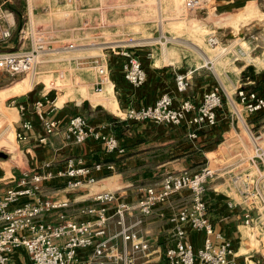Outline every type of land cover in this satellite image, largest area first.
<instances>
[{"label": "crops", "instance_id": "0c3cea01", "mask_svg": "<svg viewBox=\"0 0 264 264\" xmlns=\"http://www.w3.org/2000/svg\"><path fill=\"white\" fill-rule=\"evenodd\" d=\"M0 1L4 3L7 22L12 30L8 40L0 41L2 49L0 51H6L7 48L27 50L36 47L33 34L24 28L23 13L18 1ZM215 1L225 2L228 7L234 8L242 3L245 4L243 7L245 8L252 2L257 10L261 8L264 11V0ZM181 2L187 10L201 9H189L185 0ZM27 3L26 8L35 16L34 8L37 6L30 9V3L28 1ZM208 6L209 4L206 8ZM79 8L83 14L84 9ZM3 25L7 26V23L3 22ZM53 29L61 33L69 28ZM262 34L264 35V31ZM78 38L81 41L82 35ZM227 40L224 41L227 50L216 52V74L205 68L204 63L192 52L174 50V55H166L163 44H152L149 41L135 47L134 51L142 61L147 74L145 82L139 87L132 86L124 77L122 68L124 58L109 50L105 51L104 60L108 70L101 90L100 76L91 60L78 61L71 57L62 62L56 61V58L43 61L44 64L58 67L63 65L72 69L77 68L79 72L88 74L87 76L71 74L69 80L72 82L75 79L79 86H76L77 89L72 88L76 90L67 88L61 97L55 87L47 88L45 84L42 86L34 80L33 83L29 80V83L25 84L27 77L13 78L8 75L11 73L0 70V139L5 130L16 133L23 120L29 119L32 122L27 140H17V146L3 144L0 147V187L15 185L24 171L47 170L44 166L46 162L51 163L49 169L55 171L62 169L65 167L66 159L71 156H82L88 164L97 161L113 162L115 167L111 172H95L98 181L92 185L70 187L67 185V177H55L43 182L42 195L45 198L69 200L70 205L65 213L69 218L81 220L86 219L87 215L80 213L79 207L93 204L94 195L98 192L127 188L126 199L135 201L144 194L140 191L141 186L157 184L169 172L183 170L196 172L206 162L205 165L210 166L217 163L226 164L248 154L252 146L244 123L248 124L255 134H263L264 111L249 114L239 104L240 112L242 115L245 113L246 117L243 115L244 121H238L232 101L237 100V88L243 85H249V87L244 86L248 89L264 92V56L262 66L254 69L253 76L244 77L248 64L238 66L239 70L232 66L237 61L235 57L240 46L236 42L229 41L232 38L228 37ZM52 47L55 50V47ZM57 52L59 53V51L52 53ZM177 74L185 77L187 82L185 90H179ZM220 84L224 89V100L231 101V106L223 101L217 109V123L214 126L197 128L191 123L192 113H188L180 124L158 123L152 120L133 121L126 118L129 108L153 104L163 93H170L174 97V106H179L186 98L192 99L196 105H199L204 94ZM46 97L54 101L50 114L59 121V126L47 142H40L38 138L42 133V127L40 118L35 112V102ZM85 103L88 105L86 106ZM47 107L52 105L49 103ZM78 113H82L90 125L108 123L111 126L113 123V127L118 128L115 134L122 145L126 146L125 151L107 152L102 141L92 137L82 143L66 140L65 125L71 116ZM193 131L197 132L196 137L191 136ZM211 153L214 155L211 156ZM227 178L228 176H225L218 178L216 183L210 182L204 194L208 205V218L216 230L222 231L226 238L232 240L235 253L231 264H264V238L260 244H252L251 229L245 226L239 217L241 207L228 206V201L232 197L238 199V196L228 190ZM26 199L24 197L20 202ZM189 200L188 190L178 191L144 217L143 229L151 242V248L140 258L139 264H167L165 248L172 240L170 216ZM59 213L58 209L51 210L44 215V219L59 222ZM114 230L115 226L112 224L110 231ZM187 233V241L193 244L195 249L203 245L204 232L189 228ZM88 252L89 249L80 250L83 256ZM9 261L12 264H33L25 246L14 249L9 254Z\"/></svg>", "mask_w": 264, "mask_h": 264}, {"label": "built area", "instance_id": "2783aa9c", "mask_svg": "<svg viewBox=\"0 0 264 264\" xmlns=\"http://www.w3.org/2000/svg\"><path fill=\"white\" fill-rule=\"evenodd\" d=\"M212 1L185 0L187 7L194 10ZM3 4L0 1V41L5 42L12 35V30ZM167 38L161 34L158 42L163 44ZM141 39L130 35L122 40L116 39L100 45L94 43L91 46H99L102 50L121 55L124 58V77L132 86L139 87L147 75L142 61L134 51L135 47L148 43ZM207 40L218 53L227 50L224 41L216 33H211ZM86 46V43L65 40L56 48L82 50ZM105 51L90 59L100 76V90L108 70L104 60ZM244 53L242 50L241 54ZM37 55L39 51L35 47L31 50L0 51V70L11 74L29 72ZM216 58V52L214 55L203 53L204 66L214 74ZM176 81L179 90L186 89L187 82L182 74L176 75ZM223 91L221 84L217 85L204 94L199 105L186 98L179 106L173 105L174 97L170 93H163L153 104L129 108L126 118L180 124L188 113H192L191 123L194 126L211 127L217 123V109L224 101ZM49 103L52 107H47ZM239 104L249 114L264 111V92L244 86L237 88V100L232 101V106L240 120H243ZM53 106L54 101L48 97L35 102V112L42 127L38 138L40 142H47L58 129L59 121L50 114ZM244 128L252 146L248 154L226 164L205 165L196 172H169L157 184L141 186L140 191L144 194L135 201L126 199L127 188L98 192L94 195L93 204L79 207V212L87 215L86 219L81 220L69 218L65 213L70 205L69 200L45 198L42 195L43 182L55 177H67V185L70 187L92 185L98 181L95 172H111L115 167L113 162L97 161L88 164L82 156H71L66 159L65 167L56 171L49 169L50 162L44 164L47 168L45 171H24L15 185L0 187V264H12L9 254L19 246L27 248L33 264H139L140 258L151 248V242L143 229L144 217L181 190L189 191L190 200L170 216L172 240L165 248L167 264H231L235 253L233 242L222 231L216 230L208 218L204 194L210 182L212 184L218 178L228 176L227 188L238 196V199L232 197L228 206L241 207L239 217L251 229L252 244L261 243L264 238V133L255 134L246 123ZM31 129V120H23L16 132L17 140H27ZM64 136L66 140L77 143L92 137L102 141L107 152L125 151L108 124L90 125L80 113L70 117L65 125ZM191 136L196 137L197 132L193 131ZM24 197L27 199L20 202ZM54 209L60 210V221L44 219V215ZM112 224L115 226L113 232L110 231ZM189 228L205 234L203 245L198 249L187 241ZM82 249H89L86 256L80 254Z\"/></svg>", "mask_w": 264, "mask_h": 264}, {"label": "rangeland", "instance_id": "374dc122", "mask_svg": "<svg viewBox=\"0 0 264 264\" xmlns=\"http://www.w3.org/2000/svg\"><path fill=\"white\" fill-rule=\"evenodd\" d=\"M17 1L23 13L24 28L33 34L37 44L35 48L39 51V55H37L35 64L29 72L8 75L13 78L27 77L25 84L29 83V80L33 83L34 80L35 83L42 84V86L45 84L47 88L55 87V90L59 92V97L67 88L72 89L79 86L75 79L72 82L69 80L71 74H83V76L88 74L79 72L77 68L72 69L63 65L58 67L48 63L44 64L43 61L56 58V61L62 62L67 61L64 59L74 57L78 61L88 60L90 62L92 56H99L105 51L99 46L93 48L92 44H107L116 41V39H125L130 35L143 38L141 40L145 42L161 44L158 40L160 35L164 34L168 37L167 42L163 43L164 48H166V55H174L175 51L192 52L203 62V53L212 55L217 52L208 44L207 40L211 33H216L223 41H228L227 38L229 37L232 38L229 41L236 42L240 46L237 50V61L232 64L236 70H239L241 65L248 64L251 66L248 75L252 76L254 69L262 66L264 11L258 8L256 15H246L247 10L243 12L245 5L243 3L234 8L233 6L228 7L225 2L217 3L214 0L207 8L204 6L197 11H190L181 5V0ZM27 1L30 3V9L37 6L34 8L35 16L31 10L26 8ZM252 5L254 6L251 2L247 6L252 7ZM79 7L84 9L83 14ZM28 20L30 21L28 22ZM53 28L69 29L58 33ZM81 35L82 40L80 41L78 37ZM83 36H86V39ZM74 39L82 42V44L86 43L88 46L82 50L68 51L56 48L65 40ZM163 40L165 39L163 38ZM52 46L55 47V50ZM240 50L241 52L244 50L245 53L241 54ZM7 51L19 50L7 48ZM53 51H59V53H52ZM243 86L249 87V85ZM224 101L225 104L231 106L230 101L227 99ZM235 114L237 116L236 112ZM243 115L246 117L245 113ZM236 119L239 121L241 118L237 116ZM104 124L107 125L108 123ZM109 129L114 133L118 132V128L113 127V123L111 126L109 125ZM5 131L0 139V147L3 144L17 146L15 131ZM213 155L214 153H211V156ZM205 164L203 165L205 166ZM215 181L218 182V180Z\"/></svg>", "mask_w": 264, "mask_h": 264}, {"label": "bare ground", "instance_id": "6f19581e", "mask_svg": "<svg viewBox=\"0 0 264 264\" xmlns=\"http://www.w3.org/2000/svg\"><path fill=\"white\" fill-rule=\"evenodd\" d=\"M254 8H255V9H254ZM244 9H245V10H244ZM244 9H243V12L247 10V11H246V15H249V16H250V15L253 16V15H255V13L257 12V11H256L257 8H256L255 5H254V6L252 5V7H251V6H250V7L247 6V7H245Z\"/></svg>", "mask_w": 264, "mask_h": 264}, {"label": "trees", "instance_id": "16d2710c", "mask_svg": "<svg viewBox=\"0 0 264 264\" xmlns=\"http://www.w3.org/2000/svg\"><path fill=\"white\" fill-rule=\"evenodd\" d=\"M251 69V66L247 67V71H244V77L248 76V71ZM250 76V75H249ZM253 76V75H252ZM246 88V87H245Z\"/></svg>", "mask_w": 264, "mask_h": 264}, {"label": "water", "instance_id": "95a60500", "mask_svg": "<svg viewBox=\"0 0 264 264\" xmlns=\"http://www.w3.org/2000/svg\"><path fill=\"white\" fill-rule=\"evenodd\" d=\"M0 50H2V49L0 48ZM85 105L87 106L88 104H87V103H85Z\"/></svg>", "mask_w": 264, "mask_h": 264}]
</instances>
